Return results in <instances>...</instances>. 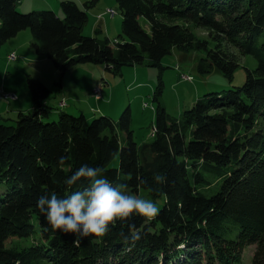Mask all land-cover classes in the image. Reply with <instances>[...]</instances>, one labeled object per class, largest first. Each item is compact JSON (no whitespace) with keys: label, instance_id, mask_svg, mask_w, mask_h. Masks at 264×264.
<instances>
[{"label":"trees","instance_id":"1","mask_svg":"<svg viewBox=\"0 0 264 264\" xmlns=\"http://www.w3.org/2000/svg\"><path fill=\"white\" fill-rule=\"evenodd\" d=\"M98 1L83 8L62 0L59 14L21 12L20 0H0V51L30 28L36 52L61 74L87 63L114 75L124 65L159 67L154 138L137 142L130 113L119 121L67 111L51 118L50 88L28 74L33 109L0 121V264H242L251 243L257 244L253 264H264V0H116L123 21L115 46L83 32L88 8ZM195 26L206 27L210 39L198 37ZM230 39L257 66L246 68L240 86L207 92L179 117L171 115L159 98L163 58L175 48L204 51L198 71L218 68L233 81L240 62ZM84 164L126 189L164 197L159 213L117 220L100 237L53 229L37 200L86 186L65 183ZM155 174L166 180L156 182Z\"/></svg>","mask_w":264,"mask_h":264},{"label":"rangeland","instance_id":"2","mask_svg":"<svg viewBox=\"0 0 264 264\" xmlns=\"http://www.w3.org/2000/svg\"><path fill=\"white\" fill-rule=\"evenodd\" d=\"M61 1L52 0L51 4L54 7L43 4L37 8L32 7L30 9L25 7L24 2H19L18 9L21 12H30L34 9L42 10L51 8L57 12H62ZM86 1L79 0L78 2L81 4V7L85 8L84 2ZM109 8H114L116 14L110 16L109 13H106ZM88 14V19L83 27L84 34L91 36L97 35L101 39L109 38L111 45L115 46L117 38H120V34L122 33L123 21V14L118 9L116 0H99L96 5L88 8ZM100 14L102 17H99ZM141 22L145 27H148L144 17H141ZM193 30L198 37L210 39L209 31L206 27L195 26ZM25 31L33 37L30 28L21 30V33ZM16 38L17 36L12 37L1 48L0 77H6L9 63L14 64V61H11L8 55L5 56V52H9L8 45H11V42ZM20 39H24L23 34L19 36ZM230 40L227 44L239 56L240 62L239 67L235 71L233 81H230L218 68H215L209 73H200L198 71L197 64L200 57L205 54L204 51L184 52L175 48L171 54L163 58L162 63L166 68L163 71V91L159 94V98L171 115L179 117L186 109L191 108L200 96L207 92L223 91L231 87L240 86L246 79V68H255L257 66L258 60L253 55L243 53L241 48L238 47V42L235 39ZM18 56L19 58L22 57L19 53ZM43 57L46 61L39 64V70L41 72H45L48 69V65H50V68L54 67L52 59L47 56ZM33 70L36 72L34 73L35 77L46 79V74L41 75V73H38L40 71L38 69L36 71L35 67L32 69L25 67L24 72L33 73ZM159 72V67L145 62L144 64L124 65L122 72L114 75L107 71L102 64L87 63L76 65L65 74L59 72L58 81L62 79L63 86L55 85V76L52 77V81H49L50 79H46V81L49 84L47 86L52 87L53 94L59 91L62 92V96H65L66 103L70 105V110H76V114L85 111L89 119L107 115L104 112H100L102 107L107 108L106 112L118 121L124 113H130L131 126L134 130L135 138L139 144H143L151 142L154 138L152 129L156 119V107L158 105V101L154 99V93L160 81ZM39 75L42 77H39ZM187 75L192 76V80L186 78L185 76ZM26 87L31 95L27 86V80ZM95 89H100V92L97 93ZM4 93L12 92L0 87V102H3L0 105V115L3 116L0 121H3L4 118H16V115L7 106V103H13L15 99L10 101L4 99L2 97ZM57 100L53 99L52 101L54 105L53 110L57 106ZM58 117L59 115L56 114L55 118ZM113 164H119V156L115 158ZM126 190L140 197L154 200L159 209L165 202L164 197L153 199L148 193V190L144 188H140L139 191ZM235 236V232H229L227 234L229 238H234ZM256 246L257 244L251 243L244 247L241 254L242 264H253ZM260 260H262V257ZM160 263L163 264V261Z\"/></svg>","mask_w":264,"mask_h":264},{"label":"clouds","instance_id":"3","mask_svg":"<svg viewBox=\"0 0 264 264\" xmlns=\"http://www.w3.org/2000/svg\"><path fill=\"white\" fill-rule=\"evenodd\" d=\"M59 163L63 166L65 157L61 156ZM154 179L160 183L166 177L155 174ZM65 183H84L86 186L66 195L52 192L37 200V207L48 224L61 233L75 234L80 238L100 237L107 234L117 220L125 221L133 215L151 219L159 213L154 200L128 192L126 185L115 184L102 174L99 167L84 164L72 172Z\"/></svg>","mask_w":264,"mask_h":264},{"label":"crops","instance_id":"4","mask_svg":"<svg viewBox=\"0 0 264 264\" xmlns=\"http://www.w3.org/2000/svg\"><path fill=\"white\" fill-rule=\"evenodd\" d=\"M51 1L52 0H20V2L25 3V7H28V9H30L32 7L37 8L39 5H43V4H48L49 7H54V6H52L53 4H51ZM75 1L78 2L79 0H75ZM78 4L81 6V4L79 2H78ZM84 4H85V2H84ZM58 13L62 14V12H60V11H58ZM0 22H1V17H0ZM21 34H23L24 39L19 40V36H21ZM16 36H17V38L11 42V45H8L9 52L8 51L5 52V56L9 55L12 52H16L17 53V59L12 60V61H14V64H10V63L8 64V66H7L8 70H7L6 77H4V76L0 77V87H3L6 90H10L11 92H15L18 94V96H19L18 99H15V101L13 100L14 101L13 103H9V104L7 103L9 110L13 114H15L17 117L21 111L28 112V111H31L33 109L32 97L26 89L27 88L26 87V80H27L28 74L35 76L34 73H36V72H35V70H33L34 71L33 73L32 72H24L25 67H28L30 69L35 67L36 71L38 69V71H40L38 73H41V75L46 74L45 78L50 79L49 81H52V79H53L52 77L55 76V79H56L55 85L63 86V80L60 79V81H58V76H59L60 70L55 66V64H54V67H52V68H50V65H48V69L45 72H43V71L41 72V70H39V64H42L44 61H46V59H44L43 55H40L36 52L35 47L33 45L34 38L30 35V33H26V31L21 33V31H20ZM18 53L22 56L21 58H19ZM105 68H106V66H105ZM50 69H52V71H50ZM41 75H39V77H42ZM40 79H42L44 82L46 81V79H43V78H40ZM45 83L47 85H49L47 83V81ZM50 90H51V92H50L49 97L46 100V103L50 107V113H51L52 117H56V114L59 115L60 114L59 112H61V111H67L70 113H77L76 110H70L69 109L70 105L68 103H66L65 96H62V92L59 91V92H55V94H53L52 93V87L50 88ZM53 99L57 100V106L55 107V110H53V107H54V105L52 104ZM63 100L65 101L64 105L62 104ZM1 104H3V102H0V105ZM101 109L102 110L100 112H104L105 114L110 115L106 112L107 108L102 107ZM83 112L85 113V111H83ZM110 116H112V115H110ZM2 118H3V116L0 115V119H2ZM4 119H7V118H4Z\"/></svg>","mask_w":264,"mask_h":264},{"label":"built area","instance_id":"5","mask_svg":"<svg viewBox=\"0 0 264 264\" xmlns=\"http://www.w3.org/2000/svg\"><path fill=\"white\" fill-rule=\"evenodd\" d=\"M106 13H109L111 16H113V15H115L116 14V10L114 9V8H109L107 11H106ZM99 17H102V15L100 14L99 15ZM8 57H9V59L12 61V60H15V59H17V53L16 52H12V53H10L9 55H8ZM186 78H188V79H190V80H192V76H189V75H187V76H185ZM95 91L97 92V93H99L100 92V89H95ZM2 97L4 98V99H7V100H12V98H18L19 96H18V94L17 93H15V92H12V93H4L3 95H2ZM65 104V101L63 100V105Z\"/></svg>","mask_w":264,"mask_h":264}]
</instances>
